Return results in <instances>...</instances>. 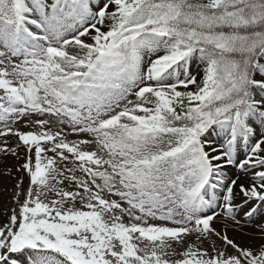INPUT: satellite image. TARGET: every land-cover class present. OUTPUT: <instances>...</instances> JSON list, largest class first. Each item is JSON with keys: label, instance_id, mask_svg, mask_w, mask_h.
I'll list each match as a JSON object with an SVG mask.
<instances>
[{"label": "snow or ice", "instance_id": "6c2138e0", "mask_svg": "<svg viewBox=\"0 0 264 264\" xmlns=\"http://www.w3.org/2000/svg\"><path fill=\"white\" fill-rule=\"evenodd\" d=\"M0 156V264H264V0H0Z\"/></svg>", "mask_w": 264, "mask_h": 264}, {"label": "rangeland", "instance_id": "374dc122", "mask_svg": "<svg viewBox=\"0 0 264 264\" xmlns=\"http://www.w3.org/2000/svg\"><path fill=\"white\" fill-rule=\"evenodd\" d=\"M16 126L19 127L20 125ZM14 140L15 137H10V142ZM14 165H17V161L15 158L11 156H8L7 158L0 156V173H6L7 169L13 168ZM15 175L16 173L14 172V170L11 176L7 174H0V221H3L5 219V209L14 207V205L11 203V189L15 183ZM257 219H259V216L253 217L252 219L241 216V223L244 225L243 229L230 231V236L238 240L240 243H255V241L250 239V236L252 235L251 230L253 228V221ZM219 226L220 225L218 224V227Z\"/></svg>", "mask_w": 264, "mask_h": 264}, {"label": "bare ground", "instance_id": "6f19581e", "mask_svg": "<svg viewBox=\"0 0 264 264\" xmlns=\"http://www.w3.org/2000/svg\"><path fill=\"white\" fill-rule=\"evenodd\" d=\"M241 216H243V214Z\"/></svg>", "mask_w": 264, "mask_h": 264}]
</instances>
